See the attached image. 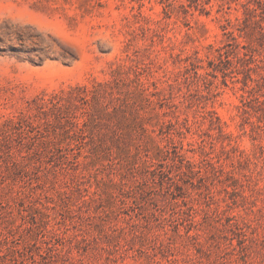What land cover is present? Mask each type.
<instances>
[{"label":"rangeland","instance_id":"374dc122","mask_svg":"<svg viewBox=\"0 0 264 264\" xmlns=\"http://www.w3.org/2000/svg\"><path fill=\"white\" fill-rule=\"evenodd\" d=\"M0 264H264V0H0Z\"/></svg>","mask_w":264,"mask_h":264}]
</instances>
